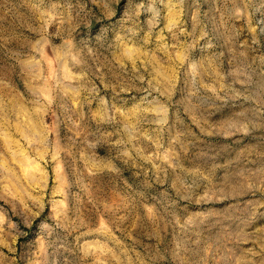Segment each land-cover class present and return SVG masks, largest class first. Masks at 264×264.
<instances>
[{
	"label": "rangeland",
	"instance_id": "374dc122",
	"mask_svg": "<svg viewBox=\"0 0 264 264\" xmlns=\"http://www.w3.org/2000/svg\"><path fill=\"white\" fill-rule=\"evenodd\" d=\"M0 264H264V0H0Z\"/></svg>",
	"mask_w": 264,
	"mask_h": 264
},
{
	"label": "bare ground",
	"instance_id": "6f19581e",
	"mask_svg": "<svg viewBox=\"0 0 264 264\" xmlns=\"http://www.w3.org/2000/svg\"><path fill=\"white\" fill-rule=\"evenodd\" d=\"M236 158H237V157H236ZM239 159H240V158H239ZM235 160L237 161L238 158L235 159ZM236 161H235V162H236ZM233 163H234V162H233ZM231 164H232V163H231ZM236 164H237V163H236ZM234 165H235V163H234ZM236 166H237V165H236ZM233 173H234V172H233ZM235 173H236V171H235ZM230 217H231V215H230ZM219 218H220V217H219ZM234 219H235V218H234ZM220 222H222V223H226V222L229 223L228 220L226 219V217H222V218L219 220V223H220ZM230 222H231V221H230ZM222 223H220V224H222ZM213 225H214V224H213ZM223 245H224V244H223ZM224 246H225V245H224ZM224 246H223V247H224ZM219 250H220V249H219Z\"/></svg>",
	"mask_w": 264,
	"mask_h": 264
}]
</instances>
